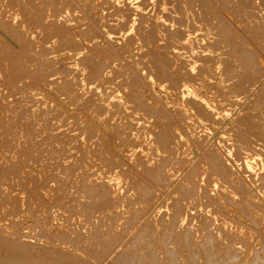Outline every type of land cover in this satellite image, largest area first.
I'll return each mask as SVG.
<instances>
[{
    "label": "bare ground",
    "instance_id": "obj_1",
    "mask_svg": "<svg viewBox=\"0 0 264 264\" xmlns=\"http://www.w3.org/2000/svg\"><path fill=\"white\" fill-rule=\"evenodd\" d=\"M66 1L69 0H58V3L55 0H26L25 3L19 4V9L23 6L20 9L23 12L19 10L13 12L10 10L12 3L9 4L8 0H0V264H264V89L262 85V90L255 91L257 97H253L256 93H252L257 80L262 79L260 77L264 75V15L257 17L253 15L257 12H249L254 0L251 2L174 0L175 11L185 17H174V23H178L177 25L182 26V29L172 32V46L179 50H188L185 51L188 54L186 66L189 68L186 69V74L200 73L201 78L198 80L210 81L213 88L221 90L222 95L211 103L212 100L203 99L201 95L191 90L188 80L180 78L181 76L175 77L168 73L167 79H164L163 75L166 74L171 60L167 61V56L163 59L165 55L163 52L160 53L163 58L158 56L155 50L156 53L153 54L158 57L152 61V64L156 72L149 78L153 81L165 82L164 89L169 96L163 99L162 108H157L160 106L158 104L156 106L157 102L150 103V106L139 104L140 98H136L139 95L130 97L131 83L125 84L124 81L123 85H117L118 88L111 87L110 81L108 82L110 86L107 85L108 83L105 82L107 79H113V85L117 80L111 78L116 74L109 69L112 61L107 63L108 68L106 63L102 67L98 64L100 61L97 63L93 61L91 53L95 49L91 51L92 47H89V43L93 37L96 39L99 35L96 37V34H89L94 29L89 28L94 25L79 9L80 0H73L69 4H66ZM103 1L105 0H85L82 3L92 14L93 9L100 10L98 8ZM108 1L116 3L115 5L126 2V0ZM152 1L154 3L159 0ZM206 1L205 7L209 8L207 14L213 13L215 26L211 24L210 27L208 24L207 21L210 19H207L206 12L198 14L197 11L196 14L194 11L198 9L195 7L196 2L198 5L202 4L204 9ZM15 2L12 5L15 6ZM127 2L137 7L141 6L140 0ZM259 2L262 4L264 0ZM167 3L164 2V7ZM235 3L244 6V10L237 8ZM126 4L129 6L128 3ZM257 4L260 5L258 2ZM254 7L255 5L251 8L255 9ZM127 9L128 7L126 12ZM115 12L116 10L111 16L115 17ZM109 14L106 16L108 17ZM231 18H235L240 29L236 28L232 19L233 26ZM216 21L223 33L212 29V25L217 26ZM99 23L95 24V27L98 28ZM116 25H113L115 31L118 29ZM122 26L125 29L129 28ZM107 28L109 29L108 26ZM224 29L227 30L226 33ZM99 30L101 34L100 27ZM133 30L134 26L131 27L132 32ZM246 30L248 33L251 32L250 30L254 31L255 36L252 34L251 37H255L253 40L255 43L249 41L247 37L250 36L246 35ZM115 31L114 33H117ZM126 32L124 33L128 34ZM146 32L147 30L145 35ZM141 34L140 37L143 36ZM136 35L138 36V33ZM129 37L126 38L130 41ZM136 37L141 45L142 38ZM135 39L133 37L134 41ZM133 40L130 41L132 43L127 42L132 46V50H135L138 43ZM133 42L136 44L134 48ZM168 42L172 43L171 40ZM93 45L96 43L94 42ZM107 45L110 47V44ZM148 47L143 50L146 51ZM167 47L169 48V45ZM207 52L209 53L207 57L216 53V57L220 59L213 63L215 55L211 60L202 58L204 56L199 57L202 53L206 55ZM133 53L139 54V51ZM223 55H228L232 62L228 59L229 64H227L228 60L225 64ZM123 62L119 60L114 62L117 63V69L127 68L125 63L129 61ZM72 64L73 67L70 66ZM132 64L128 65L135 70L137 65ZM118 71L116 77L119 75L124 77V72ZM100 73H103V76L105 74V77H100ZM136 73L138 70L135 71ZM258 74L259 76H256ZM120 77L119 80L122 82L125 78L120 79ZM148 81L145 82L149 84ZM181 81L183 90L177 94L182 96L181 104L173 103L170 91H175L177 86L182 85ZM154 96L158 97L159 94ZM136 104H138L137 108L131 106ZM179 111L182 118H176ZM125 114L129 115L128 118ZM159 114L173 119L179 132V129L183 130L178 133L179 135H174L177 136L175 140L177 138L178 141L173 138L176 143L172 141L167 147L165 142L168 140H164L165 137L160 138L161 133L150 129L149 120L158 117ZM229 117L230 123L226 125L228 129L223 132L226 136L224 141L229 146L226 144L224 148L227 149L221 152H224L222 156L225 154L224 157H227L233 165V170L224 166L222 161L215 160L216 156L214 160L210 159L204 164L206 172H211L216 187L220 186L222 191L220 187L214 188L217 196H210L212 198L210 199L202 194L199 197L198 194V200L194 198L197 193L180 190V182L185 176H193L196 172L197 165L194 159H191L194 150L200 149V146L207 143L208 138ZM162 122L165 123V120ZM192 122L200 124L202 132L197 134L198 140L190 131L193 127L190 124ZM169 126L168 122L166 127ZM167 129L163 131L167 132ZM171 137L169 140H172ZM199 138L202 140L201 143ZM139 141H142L144 146L137 149L144 151L143 153L131 148ZM113 148L123 153V159L113 151ZM65 172L72 176L71 183L80 185L78 183L83 177L86 183L93 185L91 187L94 189L92 190L94 194L89 193L92 192L91 187L88 190L87 186L83 189L80 187L82 185L79 186L80 188L76 185L77 189L79 188L78 192L81 188L87 189L89 194L86 193L88 196L85 197L97 196V200L84 203L89 211L103 208L102 210L105 209L106 212L110 202L115 201L114 204L122 210L121 216L132 211V218H128L129 214L128 217L122 216L128 218V221L119 222L120 224L116 225V234L114 231V234L106 239L100 238L102 233H97L99 237L95 232L87 238L68 234V230L64 228L66 226L62 223L68 218L62 219L64 216L62 212L66 208L63 204L64 207L59 204L54 205L62 197H66L64 192L69 189L70 179L65 184L62 183L64 178L61 176ZM95 178L99 179L100 183L102 179V184L94 185ZM168 190L169 192L173 190L174 194L183 193L186 202L184 203L182 197H179L181 199L177 198V202L180 201L182 204L177 206L176 200L172 199L175 200V204L173 203V210H170L172 204L169 207L166 206L169 204L164 205L160 200L163 193ZM81 193L76 192L77 195ZM82 195L78 196L82 197ZM76 197L74 201L78 199ZM203 198L207 199L206 202L202 201ZM68 200L69 203H74L73 199ZM66 206L77 211L76 206L69 204ZM164 208L173 211L171 212L173 215H168L166 220L164 217L158 218L163 216L160 214L164 213L162 211ZM99 212L101 214L102 211ZM72 213L67 214L72 215ZM107 215L109 216V213ZM101 219L103 220V217ZM101 222L99 224H103ZM83 241L86 243L85 246H76ZM67 248L72 249L73 252H68ZM160 255H163L162 258H159Z\"/></svg>",
    "mask_w": 264,
    "mask_h": 264
},
{
    "label": "rangeland",
    "instance_id": "obj_2",
    "mask_svg": "<svg viewBox=\"0 0 264 264\" xmlns=\"http://www.w3.org/2000/svg\"><path fill=\"white\" fill-rule=\"evenodd\" d=\"M10 1V2H9ZM16 1V2H15ZM20 1V2H19ZM25 1L26 0H8V3L10 4V3H12V4H14L13 2H15V6L14 5H10V10H13V12H15V10H19L20 11V9H22L23 8V6H21L20 7V9H19V4L20 3H22V2H24L25 3ZM56 1V3H58V0H55ZM73 0H69L68 2L66 1V4H69L70 2H72ZM77 1V0H76ZM84 2H85V0H83ZM82 0H80V5L81 6H79L80 8V10L85 14V16L87 17V18H89L90 20H91V22H92V24L94 25V26H92V28H89L90 30H92L93 28V31H90L89 32V34L90 35H92V34H96V39H94L95 37H93L92 39H91V42L89 43V47L91 48V51H93L92 49H95L92 53H91V56H93V61L95 62V63H97L98 61H100L98 64H100L101 66L103 65V66H105V63H106V65H107V67L106 68H108V64L107 63H110L111 61V63L109 64V69L111 70L112 69V73L113 74H115V72H116V74L115 75H113V74H111V75H113V76H111V78L113 77L114 79H117V80H115L114 82L116 83H114V85H113V79H107L105 82L106 83H108L109 81L111 82L110 83V85H111V87L113 86V87H115L116 86V88H118L117 87V85L119 86V85H123L125 82V84H129V83H131L132 84V86H130L129 87V89H131V91H130V97H136V96H138V97H136L137 99H139L138 101H139V104H141V103H143L142 105H144V106H150V103H156V106H158V105H160V106H158L157 108H162V106H163V104H164V100L163 99H165V97H168L169 95L167 94V91L164 89V87H165V82H157V81H153V80H151L149 77L150 76H152V74L153 73H155L156 71L153 69V64H152V61L154 60V59H156L158 56H162L160 53L161 52H163V54H165L164 55V58H163V56H162V58L163 59H165V57L167 56V58H166V60L167 61H169L170 62V60H171V63H170V69H169V67L167 68V72H166V74L165 75H163V78L164 79H167V76H168V73L169 74H171V76H175V77H180V78H182V79H185V80H188V85H189V87L191 88V90H193V91H195L197 94H199V95H201L202 97H203V99H210V100H212L211 101V103H213V101H217V97H221V95H222V92H221V90H218L217 88H213L212 87V83H210V81H208V80H205V81H203V82H200L199 80H200V78H201V75H200V73H198L200 76H197L198 74H196L195 73V75L197 76V77H195V75H194V73H190L189 72V74H186V72H187V70H189V68H187V66H186V61H187V56L186 55H188V54H186L185 53V51H188L187 49H184V50H182V49H180V50H182V51H180L179 50V48L177 49V48H175V47H173L172 45H173V42H172V32H176L178 29H182V26L180 27V25H177L178 23H174V19L175 18H181V17H185V16H183V14H182V16L180 15V13H178L177 11H175L176 9H175V7H173V6H175V1L174 0H159V1H156V2H154L153 3V1L152 0H150V1H147V0H140V7H137V6H134V5H132V4H129V2H127L128 0H126V2L125 3H123V4H117V5H115L116 3H112V2H110V1H108V0H105V1H103V2H101L102 4H101V6H99V8L98 9H100L101 10V12H100V10H97L96 8L95 9H93L92 10V14H91V11L89 10V12H88V8H86V6H84V3H82L83 2ZM86 1H88V0H86ZM133 1V0H132ZM166 1V3H167V5H166V7H164V2ZM172 1V2H171ZM247 1H252V0H247ZM257 1V0H256ZM255 0H254V2H255V4H254V2H252V6L250 5V8H249V12L250 13H252L251 11H254L253 13H255V12H257V14L255 13V14H253V15H256L257 17H258V15H264V2L261 4L260 2H259V0L257 1L260 5H256V2ZM109 2V3H108ZM130 2H131V0H130ZM142 2V3H141ZM149 2H150V4H149ZM174 2V3H173ZM17 3V4H16ZM111 3V4H110ZM126 3H128L129 4V6L126 4ZM197 3V2H196ZM195 3V7H198V9L196 8V9H194V11L196 12V14H197V11H198V14H200L201 12H206V14L208 13L207 11L209 10V8L208 7H205L206 5H207V1H206V3L204 4V9H207V10H204V9H202L203 8V5L202 4H199L200 5V7H199V5H198V3L196 4ZM103 4H106V6H104ZM112 4H113V6L114 7H112ZM126 4V5H125ZM169 4V5H168ZM171 4V5H170ZM221 4V3H220ZM237 6V8H241V10L243 9L244 10V6H242V5H238V3H235ZM251 4V3H250ZM130 5H132V7L130 6ZM152 5V6H151ZM154 5H156V6H154ZM233 5V4H232ZM255 5V9H253V8H251V7H253ZM12 6H14V7H12ZM110 6V7H109ZM119 7V9H118V7ZM123 6V7H122ZM240 6V7H239ZM256 6H257V8L260 10H257V8H256ZM112 7V8H111ZM126 7H128V9H127V11L128 12H126ZM194 7V8H195ZM235 7V6H234ZM263 7V8H262ZM102 8V9H101ZM106 10H105V9ZM115 11L116 10V12L114 13L115 14V17L114 16H111V14H113V11ZM170 9V10H169ZM174 9V10H173ZM203 10V11H200V10ZM157 10V11H156ZM167 10V11H166ZM174 11V12H172V11ZM22 11V10H21ZM20 11V12H21ZM99 13H98V12ZM111 11H112V13H111ZM118 11H120V12H118ZM123 11H125V13H122ZM182 11V10H181ZM23 12V11H22ZM110 14H109V13ZM130 12V13H129ZM173 14H172V13ZM102 13V14H101ZM107 13V14H106ZM116 13H117V15H119V17L116 15ZM119 13V14H118ZM127 13V14H126ZM133 13V14H132ZM168 13V14H167ZM210 13V12H209ZM259 13V14H258ZM91 14V15H90ZM109 14V16L107 17L106 15H108ZM123 14V15H122ZM124 14H125V17L127 18V19H125V17H124ZM128 14H130V15H128ZM170 14V15H169ZM211 14V15H210ZM210 14H207L206 16H207V19L209 20V21H207L208 22V24L210 25V27H211V24H213L214 26H215V23H214V17L212 16L213 15V13H210ZM97 15V16H96ZM103 15H104V18H103ZM121 15V16H120ZM133 17H132V16ZM141 17H140V16ZM146 15V16H145ZM164 15V16H163ZM92 16V17H91ZM102 18H101V17ZM129 16H131L130 17V19H129ZM143 16V17H142ZM210 16V17H209ZM259 16V17H260ZM109 17H111V18H109ZM114 17V18H113ZM164 17H166V18H164ZM175 17V18H174ZM107 18V19H106ZM139 18H140V21H139ZM170 18H171V20H172V22H171V20H170ZM212 18V19H211ZM98 19H100V20H102V21H98ZM110 21H109V20ZM132 19V20H131ZM162 19V20H161ZM232 19L234 20L235 18H231L230 20H231V23H232ZM106 20H107V22H106ZM111 20H112V22H111ZM118 20V21H117ZM214 20V21H213ZM95 21V22H94ZM98 21V22H97ZM108 21H109V23H108ZM125 21V22H124ZM126 21H132V22H129V24H128V22H126ZM143 21V22H142ZM166 21V22H165ZM100 22V23H99ZM104 22H105V24H104ZM124 22V23H123ZM154 22V23H153ZM163 22V23H162ZM97 23H99L100 24V26H98V28H97V26L95 27V24L97 25ZM106 23H107V26L109 27V29L107 28V26L105 27V25H106ZM118 23H120V25L118 24ZM123 23V24H122ZM133 25H132V24ZM141 23H142V25L143 26H141ZM234 24H236L235 26H236V28L239 26L237 23H236V21L234 20V22H233ZM232 23V24H233ZM104 24V25H103ZM110 24V25H109ZM117 24V25H116ZM135 24V25H134ZM148 24V25H147ZM166 24H168V25H166ZM171 24V25H170ZM234 24H233V26H234ZM103 25V26H102ZM113 25H116V28L118 27V29H119V27L121 28V29H119V31H117L118 29H116V31H115V26L113 27ZM122 25H125V27L127 28V27H129V28H127V29H125V28H123V26ZM130 25V26H129ZM139 25V26H138ZM151 25H153L152 27H151ZM165 25V26H164ZM213 25H212V29L214 28L215 30L217 29L218 31H220L221 33H223V30L222 29H220L219 28V23L216 21V25L218 26V28H217V26L216 27H213ZM132 26H134V30H133V32L131 31V27ZM135 26H137V29L135 30ZM166 26H169V28L168 27H166ZM99 27L101 28V31H102V33L101 34H103V35H101L100 34V32H98V30H99ZM104 27V28H103ZM112 27V28H111ZM140 27V28H139ZM143 27V28H142ZM145 27H146V29H145ZM162 27V28H161ZM167 29H166V28ZM173 27V28H172ZM95 28H97V29H95ZM111 28V29H110ZM139 28V29H138ZM142 28V29H141ZM149 28V29H148ZM152 28H153V30H152ZM159 28H161V29H159ZM242 28V27H241ZM102 29H105V31L104 30H102ZM113 29H114V31L115 32H117V33H114V31H113ZM124 29V30H123ZM164 29H166V30H164ZM169 29V30H168ZM174 29H175V31H174ZM213 29V30H214ZM237 29H240V27H238ZM96 30V31H95ZM127 32H126V31ZM137 30H138V32H137ZM142 30H144L143 32H141ZM145 30H147V32H146V34L147 35H145ZM155 30V31H154ZM164 30V31H163ZM171 30V31H170ZM216 30V31H217ZM95 31V33H92V32H94ZM100 31V30H99ZM110 32V33H104V32ZM138 33V36L136 35L137 33ZM154 31V32H153ZM167 31V32H166ZM227 32V30L226 29H224V33H226ZM248 30H246L245 32H247ZM251 32H247V36H250V37H247V38H249V41H251V42H253V43H255V41H253L254 40V38L255 37H251V35L253 34H255L254 33V31H252V30H250ZM122 32V33H121ZM124 32H126V33H128V34H125ZM135 32V33H134ZM150 32V33H149ZM163 32V33H162ZM165 32V33H164ZM114 33V34H113ZM124 33V34H123ZM134 33V34H133ZM140 33H142L141 35H143V36H141L140 37ZM167 33V34H166ZM130 34V35H129ZM151 34V35H150ZM256 34H258V33H256ZM144 35H145V37H144ZM167 37H166V36ZM252 35V36H253ZM128 36H130L129 38H131L132 40H133V37H134V39H135V37L136 38H142V39H140V41L141 40H143V42L141 41L140 43H141V45L139 44V40H136L135 39V41L134 42H136V44L139 46L140 45V47H138L136 44H134V42H133V48H134V45H136L135 46V50H132V46L131 45H128L129 43H132V42H130L131 41V39H130V41L127 39L128 38ZM152 36V37H151ZM255 36V35H254ZM257 36V35H256ZM100 37V38H99ZM103 37V38H102ZM105 37V38H104ZM127 37V38H126ZM149 37V38H148ZM153 38V39H151V38ZM191 37H194V35H191ZM106 38H108V39H106ZM126 38V39H125ZM144 38V39H143ZM165 38H167L166 40H165ZM169 38H170V40H171V42L172 43H169L168 41H170L169 40ZM145 39H146V41H148V42H146L145 41ZM252 39V40H251ZM92 40H93V44H94V42L96 43V45H93L92 44ZM102 40V41H101ZM109 40V41H108ZM154 40V41H153ZM230 40V39H229ZM99 41V42H98ZM106 41H108V42H106ZM129 43H128V42ZM151 41V42H150ZM112 42V43H111ZM99 43V44H98ZM143 43V44H142ZM144 43H147V44H145L144 45ZM169 43V44H168ZM107 44H110V47H109V45H107ZM152 44V45H151ZM166 44H168L169 45V48L166 46ZM108 47H107V46ZM143 45L145 46V47H143ZM96 46V47H95ZM101 46V47H100ZM130 46V47H129ZM149 46V47H148ZM165 46V47H164ZM171 46V47H170ZM149 48V49H147L146 51L145 50H143L144 48L146 49V48ZM97 48V49H96ZM101 48H102V50H101ZM110 48V49H109ZM131 48V49H130ZM138 48H141V49H138ZM161 48V49H160ZM171 48H173V49H171ZM107 49V50H106ZM129 49V50H128ZM99 50V51H98ZM144 52H143V51ZM151 50V51H150ZM155 50L158 52V56L157 55H154L153 53H156L155 52ZM178 50H179V52H178ZM110 51V52H109ZM138 52L139 51V54L138 53H133V52ZM153 51V52H152ZM160 51V52H159ZM103 52V53H102ZM106 53V54H105ZM116 53V54H115ZM160 54V55H159ZM176 55V56H174V55ZM180 54H181V56H180ZM205 54V53H204ZM208 52L206 53V55H203V53H202V55H201V53L199 54V55H201V56H199V57H202V56H204V57H202V58H204V59H212L214 56L213 55H215L216 53H214L213 55L212 54H210V55H212V56H209V57H207L208 56ZM117 57H116V56ZM124 55V56H123ZM137 55V56H136ZM139 55V56H138ZM179 55V56H178ZM217 55V54H216ZM216 55H215V57L213 58L214 60H212L213 61V63L214 62H216V61H218V59H220V58H218V57H216ZM135 58H134V57ZM178 56V57H177ZM183 56V57H182ZM185 56V57H184ZM113 57V58H112ZM118 57H120V58H118ZM140 57V59L138 60V58ZM144 57H146V58H144ZM174 57V58H173ZM96 58V59H95ZM116 58V59H115ZM118 58V59H117ZM172 58V59H171ZM182 58V60H180ZM135 59V60H134ZM143 59V60H142ZM149 59V60H148ZM169 59V60H168ZM174 59V60H173ZM175 59H176V61H175ZM222 59H223V61L225 62V64H226V61L228 60V59H230L231 60V58H229V56L228 55H223V57H222ZM104 62V63H102V61ZM117 60H119V62H125L126 60H128L129 62L128 63H125V65H127V68H122L121 70L120 69H117V63L115 64L114 62H116ZM130 60H134L133 62L132 61H130ZM140 60H141V62H140ZM146 60V61H145ZM173 60V61H172ZM230 60H228V62H227V64H229V61ZM175 61V62H174ZM212 61H210L211 63H212ZM123 62V63H124ZM178 62V63H177ZM210 62H209V64H210ZM230 62H232V60L230 61ZM114 63V64H113ZM133 63V64H132ZM135 63V64H134ZM137 63H139V64H137ZM141 63V64H140ZM180 63V64H179ZM113 64V65H112ZM128 64H132V65H137V66H135V70H134V68L131 66V65H128ZM172 64V65H171ZM182 64V65H181ZM71 67H73L74 65L72 64V65H70ZM102 66V67H103ZM116 66V67H115ZM129 66V67H128ZM146 66V67H145ZM171 66H173V67H171ZM177 66V67H176ZM144 69H143V68ZM184 67V68H183ZM136 68H137V70H138V73H136L135 74V71L137 72V70H136ZM145 68H146V70H145ZM109 69H108V72H110L111 73V71H109ZM127 69V70H126ZM129 69V70H128ZM142 70V72H139V71H141ZM148 69V70H147ZM172 69V70H171ZM177 69V70H176ZM182 69H183V71H182ZM187 69V70H186ZM118 70H120V72L122 71V72H124V77H122L121 75H119L118 77H116L117 76V71ZM134 70V72H132V71ZM144 71H147V72H144ZM149 71H151V72H149ZM119 72V71H118ZM119 72V73H120ZM127 72V73H126ZM130 72V74L128 75V73ZM132 72V73H131ZM183 72V73H182ZM185 72V73H184ZM118 73V74H119ZM142 73V74H141ZM132 74V76H130ZM141 74V75H140ZM147 74V75H146ZM180 74V75H179ZM192 75V76H189V75ZM99 76L100 77H102L103 76V73H100L99 74ZM115 76V77H114ZM121 76V77H120ZM127 76H129V78L127 77ZM143 76V77H142ZM193 76L195 77V78H193ZM256 76H259V74L258 75H256ZM264 76V75H263ZM263 76L262 77H260V78H262V79H259V80H257V84L255 85V88H254V91L252 92V93H256V96H255V94H254V96L253 97H257V92L258 91H260V90H262V88H261V85H262V87H263V89H264V78H263ZM105 77V74H104V76H103V78ZM119 77H120V79L122 78V79H124L122 82L119 80ZM145 77H147V78H145ZM199 77V78H198ZM128 78V79H127ZM144 78V79H143ZM197 78V79H196ZM143 79V80H142ZM150 79V80H149ZM191 81H190V80ZM199 79V80H198ZM131 82H130V81ZM133 80V81H132ZM138 80V81H137ZM147 82L148 80L150 81V82H153V83H151L150 84V82H149V84L148 83H146L145 81ZM196 80H198L197 82H196ZM117 81V82H116ZM120 81V82H119ZM125 81V82H124ZM129 81V82H128ZM263 81V82H262ZM128 82V83H127ZM133 82V83H132ZM260 82V83H259ZM141 83V84H140ZM159 83H161V84H159ZM180 83H182V85L180 84L179 86H177L178 88H176L175 89V91H170V94H172V96H173V103H177V104H181V97L182 96H178L177 94L179 93V92H181L183 89V82L181 81ZM135 84V85H134ZM147 84V85H146ZM259 84H260V86H259ZM108 86H110L109 85V83L107 84ZM142 86V87H140V86ZM150 85V86H149ZM261 88H258V86ZM139 86V87H138ZM144 86L146 87V88H144ZM155 87V88H154ZM136 88H139L138 90H136V91H133V90H135ZM144 88V89H143ZM179 88H181V89H179ZM141 89V90H140ZM153 89H154V91H153ZM155 89H157V90H155ZM179 89V90H178ZM258 89V90H257ZM145 90V91H144ZM158 90H160V91H158ZM163 90V91H162ZM181 90V91H180ZM141 91H144V92H141ZM146 91H147V93H146ZM152 91L154 92V93H152ZM162 91V92H161ZM164 91H166V92H164ZM255 91H257V92H255ZM135 92V93H134ZM137 92V93H136ZM142 94H141V93ZM156 92V93H155ZM159 92H161V93H159ZM144 93V94H143ZM154 94H156V95H158L159 94V96L157 97V96H154ZM161 94V95H160ZM124 95V94H123ZM123 95H118V96H120V97H122ZM132 95H134V96H132ZM145 95V96H144ZM175 95H177V96H175ZM259 95H261V94H259ZM125 96V95H124ZM141 96H144V98L142 99L141 98ZM148 97L150 98V99H148ZM157 99V101H156V99ZM158 98L160 99V100H158ZM149 100L148 101V104H147V100ZM151 99L153 100L154 99V101H151ZM160 101L162 102V103H160ZM160 103V104H159ZM227 103V102H226ZM151 104V105H152ZM158 104V105H157ZM137 105L138 104H136V105H131L132 107H135V108H137ZM238 109V108H237ZM127 113L128 114H131L130 113V111H127ZM233 114L235 113V111L234 112H232ZM135 114V113H134ZM141 114V113H140ZM180 114V115H179ZM232 114V115H233ZM126 115V114H125ZM161 115L162 114H159V116H160V118H159V116L158 117H154V118H151L150 120H149V122H150V129L152 130V131H156V132H158V133H161L160 134V138H164L165 137V139L164 140H168L167 142H168V144H167V142H165L166 144H165V147H167V146H170V144H172V143H176L178 140H177V138H176V140H175V137H177V136H174V135H179L178 133H180V132H182L183 130H181V129H179L180 130V132L177 130V125H174V121H173V119H170V118H168L166 115H162V117H161ZM128 116L129 115H126V118H128ZM163 116H165V117H163ZM158 120H157V119ZM166 118H167V120L168 119H170V120H166ZM176 118H182V116H181V112L179 111L178 112V115H176ZM153 122H152V121ZM165 120V123L164 122H162V121H164ZM230 117L229 118H227V120H226V122H224V126L223 125H221L218 129H217V131H215L209 138H208V140H207V143L205 142L204 144H203V146H200L199 148L200 149H198V148H196L195 150H194V152L192 153V157H191V159L193 160V161H195V163H196V165H197V168H196V172H195V174L193 175V176H185L184 177V179L180 182V190L182 189V191L184 192H186V191H190V193H197L195 196H194V198H198V196L200 197V195L202 194L203 196H205V197H207V198H210V196H217V195H215V193H214V191H216L214 188H216V189H218L220 186H218V187H216V183L214 182V178L210 175L211 174V172L210 171H208V172H206V167L204 166V164H206L207 162H209L210 161V159L212 160L215 156L217 157H215L214 159L215 160H218V161H222V164L224 165V166H227V168H231L232 170H233V165L229 162V160H228V158L226 157H224L225 156V154H224V156H222L223 154L222 153H224L225 152V149H227L226 147L224 148V146H226V144H227V142L225 143V141H224V138H226V136L225 135H223V132H226V130L228 129V126H226V125H228L230 122ZM162 122V123H161ZM168 122H169V124H170V126L169 127H166V125L168 124ZM229 122V123H228ZM153 123V124H152ZM167 123V124H166ZM173 123V124H172ZM164 124H166V125H164ZM193 127H191V132L193 133V134H195V135H193L194 136V138L196 139V140H198V138L197 137H199L197 134H199V133H201L202 132V130H201V128H200V124H198V123H194V122H192V123H190ZM173 125V126H172ZM166 127V128H165ZM170 127H172L171 129V131H170ZM167 128H169V129H167ZM223 128V129H222ZM167 129V132H164L165 130ZM193 129V130H192ZM164 130V131H163ZM220 132H219V131ZM160 131V132H159ZM161 131H163V132H161ZM173 131V132H172ZM194 131V132H193ZM172 132V133H171ZM177 132V133H176ZM164 133V134H163ZM167 133V134H166ZM171 134V135H169V134ZM163 135V136H162ZM167 135V136H166ZM168 136H172L171 138H172V140L170 139L169 140V138H167ZM162 138V139H163ZM173 138H174V140L176 141V142H174V140H173ZM143 141V140H142ZM142 141H139V142H137V143H135L131 148L133 149V150H136L137 148H139L140 147V149L141 148H143V146H144V143L142 142ZM173 141V142H172ZM201 139L199 138V143H201ZM170 142V143H169ZM172 142V143H171ZM222 142V143H221ZM111 144H112V142H110ZM109 143V144H110ZM228 145V144H227ZM221 146H223V148L221 147ZM229 146V145H228ZM205 147V148H204ZM209 147V148H208ZM219 148V149H218ZM222 148V149H221ZM224 149V150H223ZM138 151H140L139 149H137ZM136 150V151H137ZM113 151L121 158V159H123V153L121 154V152L120 151H116L115 150V148H113ZM221 151H224V152H220ZM140 152H144V151H140ZM211 152V153H210ZM167 153V152H166ZM166 153H165V155H166ZM204 154V155H203ZM167 155H168V153H167ZM205 156V157H204ZM194 157V158H193ZM213 159V160H214ZM225 160H228V161H226L225 162ZM73 163V162H72ZM230 164L231 165V167H230V165L228 166V164ZM130 170V169H129ZM205 171V172H204ZM204 172V173H203ZM201 176H200V175ZM205 174V175H204ZM198 175V176H197ZM62 178H64L63 180H62V183H66L67 181H68V179H70L72 176L71 175H69V173H67V172H65L64 174H62V176H61ZM83 178V177H82ZM82 178H80L81 180H80V183H78V184H80V185H82V186H80V185H77L76 183H71V180L72 179H70L69 181H70V183H69V185H68V187H69V189L68 190H66L65 192H64V195L66 196L65 198L64 197H62V199H60L59 201H58V203H54V205H56V204H59V205H62L61 207H64V208H66L67 209V211H63L62 213L64 214V216L62 217V219H66L67 217V221H65V220H63V226H66V227H64L66 230H68L67 232H69L68 234H71L73 237H78V236H80L81 238H87V237H89V236H91L92 234H95L96 233V235H98V234H101V237H100V235H98L100 238H102V239H106V238H109V236H112L113 234H114V231H115V234H116V230H117V227H116V225H118V224H120V223H125V222H127L128 221V218L130 219V218H132L131 216L133 215V213H132V211L130 212V213H128L129 214V217L127 216V215H123L122 214V216L123 217H128V218H123L122 216H121V214L120 213H122V210L119 208V206L117 205V204H114L115 203V201H111L110 202V204H109V206L106 208V212L104 211V210H102V209H95V210H88V208L86 207V205L84 204V203H89V202H91L92 200H97V196H90L91 198H89V197H85L87 194H94L93 193V191H94V189L91 187V186H93V185H91L90 183H86L85 182V180H84V178L82 179ZM196 178V179H195ZM185 179H187V180H185ZM95 180H96V178H95ZM100 180L98 179V180H96V181H94L93 180V184L95 185V184H99L100 182H99ZM187 181V182H186ZM83 182H84V184H83ZM98 182V183H97ZM201 182V183H200ZM86 183V184H85ZM74 184V185H73ZM100 184H102V179H101V183ZM184 184V185H183ZM192 184V185H191ZM194 184V185H193ZM76 185H77V187H82L83 189L84 188H86L85 186H87V188H89L88 190H90L91 188V191L92 192H90L89 191V193L87 192V189H85V190H83L82 188L80 189V192H78L79 190V188L77 189V187H76ZM186 185H188V186H186ZM221 185V184H220ZM89 186V187H88ZM192 186V187H191ZM194 186V187H193ZM75 187H76V189H75ZM91 187V188H90ZM186 187H187V189L188 190H186ZM191 188V189H190ZM194 189H196V190H194ZM212 189H213V191H212ZM220 189V191H222V189H221V187L219 188ZM84 191V192H83ZM194 191H197V192H194ZM250 191V190H249ZM248 191V192H249ZM76 192L77 193H84L83 195H82V193L81 194H78L79 196H81L82 195V197H79L77 194H76ZM168 192H169V190H168ZM168 192H164L163 193V196L160 198V200L161 201H163L162 202V204H164V205H166V204H169V205H166V206H171V204H172V206L170 207V210H173V203L175 204V202H177V200L179 199H181V198H179V197H182V200H183V202L185 203L186 202V200H184L183 199V197H185V195H182L183 193H180V192H175V194L173 193V190H171L169 193L171 194H169ZM69 194V196H73V195H75V196H73V197H71V198H69V196H68V194ZM71 193H73V195L71 194ZM87 193V194H86ZM165 193H168V195L167 194H165ZM67 194V195H66ZM173 194V195H172ZM199 194V195H198ZM164 195H165V197H164ZM179 195H181V196H179ZM198 195V196H197ZM77 196V197H76ZM88 196V195H87ZM167 196V197H166ZM172 196V197H171ZM197 196V197H196ZM78 198L77 200L75 199V201H74V198ZM93 197V198H92ZM169 197H171L170 199H169ZM71 199V201H72V199H73V202L74 203H69L70 202V200H68L67 201V199ZM80 198H81V200H80ZM95 198V199H94ZM166 198H167V200H166ZM178 198V199H177ZM217 198V197H216ZM65 199V200H64ZM172 199H175V200H172ZM210 199H212V198H210ZM66 201V203L64 202V201ZM198 200H199V198H198ZM206 200L207 199H205V198H203V202H206ZM80 201V202H79ZM85 201V202H84ZM164 201H166V203L164 202ZM169 201H171V202H169ZM175 201V202H174ZM75 202L78 204H75ZM169 202V203H168ZM66 205H68L69 204V206H73V204H75V206H73V207H75V208H77V211H78V209H80L78 212L76 211V210H74L73 208L71 209V207H68V206H66ZM68 203V204H67ZM178 203V204H177ZM176 203V205L178 206V205H180V204H182L180 201L179 202H177ZM112 204V205H111ZM115 205V207H113L114 205ZM78 206V207H77ZM80 206V207H79ZM112 206V207H111ZM118 208H117V207ZM72 211H76L75 213L73 212H71V211H69V209ZM112 209H111V208ZM168 207V208H169ZM113 208H115L114 210H113ZM118 210H117V209ZM168 208H164V210H162L164 213H166L167 215H165L164 213H162L161 212V214L160 215H162L163 214V216H158V218L160 217H164V219L166 220L167 218V216L168 215H173V214H171V212L173 213V211H171L170 212V210L168 209ZM108 209H109V211H113V213H112V211H111V213L108 211ZM120 209V210H119ZM169 211H168V210ZM54 210H56L55 208H54ZM102 211L101 212V214H100V212L99 211ZM166 210V211H165ZM96 211H98V212H96ZM116 211V212H115ZM118 211H120V212H118ZM65 212V213H64ZM72 213V215L71 214H67V213ZM81 212H82V214H84V215H82L81 214ZM104 212V213H103ZM170 212V213H169ZM78 213H80V215H78ZM109 213V216L107 215ZM169 213V214H168ZM76 216H75V215ZM101 215V217H103V220L104 219H106V221L103 223V220L101 219V217H100V215ZM112 216H111V215ZM115 214H116V216H115ZM119 214H120V216L122 217H120L119 216ZM132 214V215H131ZM156 214V213H155ZM68 215V216H67ZM98 215V216H97ZM115 217H114V216ZM137 215V214H136ZM136 215H134L135 217H137ZM165 215V216H164ZM80 217V218H84V219H81L80 220V218H78V217ZM82 216H84V217H82ZM111 216V217H110ZM64 217H66V218H64ZM76 217H77V219H76ZM100 217V218H99ZM105 217V218H104ZM71 218H73V219H71ZM98 218H99V220H100V222L101 223H103V224H106V225H103V224H99L100 222H99V220H98ZM108 218V219H107ZM71 219V220H70ZM79 219V220H78ZM126 219V220H125ZM69 220V221H68ZM74 220V221H73ZM78 220V221H77ZM85 220V221H84ZM113 220V221H112ZM65 221V222H64ZM83 221V222H82ZM108 221V222H107ZM67 222V223H66ZM79 222H82V223H79ZM85 222H87V223H85ZM93 222V223H92ZM98 222V223H97ZM111 222V223H110ZM120 222V223H119ZM72 223H74V224H72ZM84 223V224H83ZM110 223V224H109ZM72 224V225H71ZM107 224H108V226H107ZM69 225V226H68ZM70 225H71V227H70ZM88 226V227H87ZM94 226V227H93ZM102 226V227H101ZM69 227V228H68ZM80 227H82V228H80ZM84 227V228H83ZM93 227V228H92ZM96 227V228H95ZM72 228V229H71ZM86 228V229H85ZM97 228H99V229H97ZM110 228H112L111 230H110ZM80 229V230H79ZM83 229V231H81ZM90 229V230H89ZM93 229V230H92ZM102 229V230H101ZM114 229V230H113ZM65 230V231H66ZM69 230H72V231H69ZM85 230V231H84ZM87 230V231H86ZM95 230H97V231H95ZM99 230H101V231H99ZM104 230V231H103ZM27 232H28V230H26ZM99 231V232H98ZM106 231V232H105ZM111 231V232H110ZM74 232V233H73ZM87 232V233H86ZM95 232V233H94ZM110 232V233H109ZM171 232V231H170ZM76 233V234H75ZM84 235H83V234ZM98 233V234H97ZM104 233V234H103ZM105 233H107L106 235H105ZM80 234V235H79ZM91 234V235H90ZM109 234V235H108ZM83 235V236H82ZM86 235V236H85ZM105 235V236H104ZM108 235V236H107ZM105 237V238H104ZM173 239V238H172ZM170 241H173V240H170ZM167 243H168V241H167ZM78 244V245H77ZM76 244V246H78V247H83V246H85V241H83L82 242V244H80V243H77ZM68 249V248H67ZM68 252H70V253H72L73 252V250L72 249H68ZM162 256L163 255H160L159 256V258H162ZM165 262H166V260H165Z\"/></svg>",
    "mask_w": 264,
    "mask_h": 264
}]
</instances>
